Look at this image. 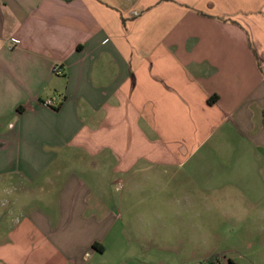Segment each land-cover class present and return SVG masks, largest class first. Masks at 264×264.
Instances as JSON below:
<instances>
[{"label": "crops", "instance_id": "crops-1", "mask_svg": "<svg viewBox=\"0 0 264 264\" xmlns=\"http://www.w3.org/2000/svg\"><path fill=\"white\" fill-rule=\"evenodd\" d=\"M216 256L264 264V0H0V264Z\"/></svg>", "mask_w": 264, "mask_h": 264}, {"label": "built area", "instance_id": "built-area-1", "mask_svg": "<svg viewBox=\"0 0 264 264\" xmlns=\"http://www.w3.org/2000/svg\"><path fill=\"white\" fill-rule=\"evenodd\" d=\"M53 73L55 74H60L62 72V67L60 64H55L53 66ZM50 104V103H49ZM211 264H226L224 257L223 256H216L215 258H213L212 263Z\"/></svg>", "mask_w": 264, "mask_h": 264}, {"label": "trees", "instance_id": "trees-1", "mask_svg": "<svg viewBox=\"0 0 264 264\" xmlns=\"http://www.w3.org/2000/svg\"><path fill=\"white\" fill-rule=\"evenodd\" d=\"M232 264V263H231Z\"/></svg>", "mask_w": 264, "mask_h": 264}]
</instances>
